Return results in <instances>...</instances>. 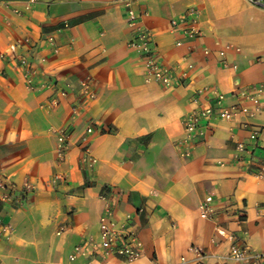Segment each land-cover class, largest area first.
<instances>
[{
    "label": "crops",
    "instance_id": "0c3cea01",
    "mask_svg": "<svg viewBox=\"0 0 264 264\" xmlns=\"http://www.w3.org/2000/svg\"><path fill=\"white\" fill-rule=\"evenodd\" d=\"M190 7L202 36L177 46L170 22ZM131 10L167 65L185 69L189 53L195 68L186 81L166 88L146 77L130 44ZM263 79L264 7L247 0H0V180L8 185H0V224L10 226L0 233V264H86L69 255L99 237L109 185L122 193L116 215L133 218L145 251L107 264H233L231 232L264 252V179L249 164L264 158V95L258 114L214 120L191 157L177 145L197 92L215 87L229 105L238 101L233 90ZM245 122L260 128L257 142ZM61 130L70 138L64 158ZM87 142L93 167L82 159ZM242 143L250 152L239 162ZM26 180L34 191H24ZM209 195L217 214L207 220L198 207Z\"/></svg>",
    "mask_w": 264,
    "mask_h": 264
},
{
    "label": "built area",
    "instance_id": "2783aa9c",
    "mask_svg": "<svg viewBox=\"0 0 264 264\" xmlns=\"http://www.w3.org/2000/svg\"><path fill=\"white\" fill-rule=\"evenodd\" d=\"M28 1L32 3L37 0ZM247 1L253 6L264 7V0ZM128 22L130 26L135 28L134 37L130 44L138 49L141 58L145 61V75L149 80L157 81L166 88H172V86L177 83H183L190 77V72L195 68V63L190 61L189 53L182 57L186 65L185 69H180V63L172 66L167 65L160 57L158 43L155 42L152 34L140 25L141 18L133 10L129 12ZM197 23L198 9L195 7H190L186 12L171 20V31L179 35L175 41L177 46H182L184 44L183 40L186 38L198 39L202 36V31ZM48 44L54 50H57L54 36H50ZM209 53L210 49L205 47L204 54L208 55ZM219 55L222 57L223 66H228L227 59L223 57L225 52L222 51ZM24 76L27 77L28 73L26 72ZM42 85L43 87L51 88L56 86V83L47 81ZM82 85L90 96L95 97L90 80H86ZM30 86L33 88L32 84ZM61 93L62 95L65 94L64 91ZM263 95L264 79L255 88L245 87L233 90L230 96L237 98L238 101L229 105L225 104L229 94L219 92L215 87H207L204 91L197 92L192 97V108L183 118L184 135L177 140L181 155L185 158L191 157L192 146L205 141L214 120H232L241 114L254 116L261 112ZM244 126L250 128V139L257 142L261 132L260 128L249 126L246 122ZM87 131L88 133H93L95 130L90 126L87 127ZM58 145L60 157L64 158L70 150V138L67 131H59ZM247 152H250V150L246 145L244 143L239 144L235 160L244 161V155ZM82 159L86 165L94 166L95 158L88 142L83 147ZM249 164L253 175L259 179H264V158L259 163L251 161ZM24 183L25 192L36 189L35 184L29 180ZM0 185L2 187L8 186L1 180ZM120 196H122V193L110 185L106 186L101 192L100 197L105 201V206L100 219L99 237L76 244L69 255L71 263L76 262L80 258L86 259V264H97L99 262L107 264L111 259L121 262H135L142 257L145 251L144 244L137 228L132 223L133 218L129 217L124 221H120L116 215L115 203ZM5 197H9V194L5 195ZM214 200V196L209 195L200 202L198 211L203 219L209 220L216 216L217 213L212 206ZM236 216L237 221L241 223L245 214L237 211ZM9 228V224L1 223L0 233L8 232ZM228 238L231 241L230 259L233 264H264V252L258 253L253 250L247 240L240 238L236 232L229 233Z\"/></svg>",
    "mask_w": 264,
    "mask_h": 264
}]
</instances>
